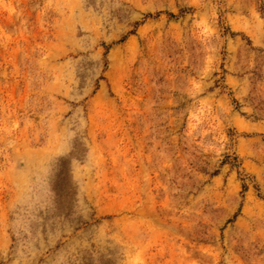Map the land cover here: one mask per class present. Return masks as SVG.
<instances>
[{
    "label": "rangeland",
    "instance_id": "1",
    "mask_svg": "<svg viewBox=\"0 0 264 264\" xmlns=\"http://www.w3.org/2000/svg\"><path fill=\"white\" fill-rule=\"evenodd\" d=\"M0 264H264V0H0Z\"/></svg>",
    "mask_w": 264,
    "mask_h": 264
}]
</instances>
